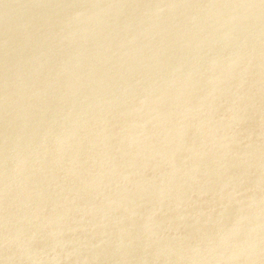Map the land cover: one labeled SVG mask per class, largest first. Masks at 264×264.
<instances>
[{
    "label": "water",
    "instance_id": "obj_1",
    "mask_svg": "<svg viewBox=\"0 0 264 264\" xmlns=\"http://www.w3.org/2000/svg\"><path fill=\"white\" fill-rule=\"evenodd\" d=\"M0 264H264V0H0Z\"/></svg>",
    "mask_w": 264,
    "mask_h": 264
}]
</instances>
